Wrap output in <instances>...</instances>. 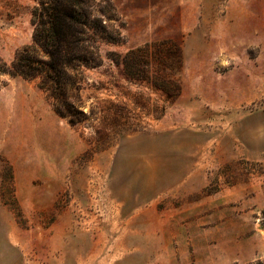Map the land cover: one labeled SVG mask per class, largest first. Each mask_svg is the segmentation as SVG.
Masks as SVG:
<instances>
[{"label":"rangeland","instance_id":"1","mask_svg":"<svg viewBox=\"0 0 264 264\" xmlns=\"http://www.w3.org/2000/svg\"><path fill=\"white\" fill-rule=\"evenodd\" d=\"M37 1L0 0L7 65ZM107 1L121 39L84 69L85 120L0 73V264L264 260V0ZM170 41L181 65L150 79L107 56Z\"/></svg>","mask_w":264,"mask_h":264},{"label":"trees","instance_id":"2","mask_svg":"<svg viewBox=\"0 0 264 264\" xmlns=\"http://www.w3.org/2000/svg\"><path fill=\"white\" fill-rule=\"evenodd\" d=\"M113 10L107 0H38L31 10V43L16 50L9 65L0 57V73L36 78L50 97L55 113L70 124L82 122L87 118L78 103L84 69L101 64V42L117 43L121 39L119 31L107 23L116 19ZM107 56L137 79L152 77V62L171 70L181 65L180 50L174 41L164 47H137L122 55L110 51ZM160 88L168 90L164 85ZM249 264H264V260Z\"/></svg>","mask_w":264,"mask_h":264}]
</instances>
